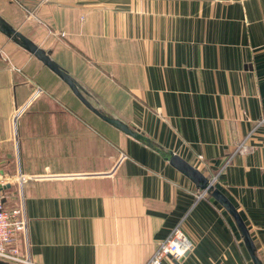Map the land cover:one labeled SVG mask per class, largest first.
Instances as JSON below:
<instances>
[{"label": "crops", "instance_id": "0c3cea01", "mask_svg": "<svg viewBox=\"0 0 264 264\" xmlns=\"http://www.w3.org/2000/svg\"><path fill=\"white\" fill-rule=\"evenodd\" d=\"M0 17L212 184L199 197L0 33V207L23 209L22 257L146 264L179 228L191 247L161 264H264V0H0Z\"/></svg>", "mask_w": 264, "mask_h": 264}, {"label": "water", "instance_id": "95a60500", "mask_svg": "<svg viewBox=\"0 0 264 264\" xmlns=\"http://www.w3.org/2000/svg\"><path fill=\"white\" fill-rule=\"evenodd\" d=\"M0 33L4 35L8 40L15 43L18 47L22 48L24 51L32 55L35 59H37L44 67L50 70L53 74H55L71 91V93L78 99V101L91 113H93L96 117L119 131L121 134H125L135 141H139L150 149L157 151L165 160H168L170 164L174 167L180 169L185 175L189 176L192 180L198 184V186L203 190L209 191L212 186L207 182L206 179H202V182H199L197 178H200V175L197 171L192 168L189 164L184 163L178 157L173 156L170 152H163L161 149L157 148L153 143L142 135L139 132L133 130L130 126L125 124L118 119L112 118L101 113L98 109H96L87 99V94L84 90L76 83V81L70 77L56 62H54L48 52L40 49L37 45L31 42L28 38L22 35L17 29L10 26L6 21H4L0 17ZM3 186L0 185V189Z\"/></svg>", "mask_w": 264, "mask_h": 264}, {"label": "built area", "instance_id": "2783aa9c", "mask_svg": "<svg viewBox=\"0 0 264 264\" xmlns=\"http://www.w3.org/2000/svg\"><path fill=\"white\" fill-rule=\"evenodd\" d=\"M39 94H42V90L36 87L33 99ZM29 103H26V105L14 111L12 116L14 123L15 120L24 113ZM259 124L264 130V117L261 118ZM210 186H212V184H210ZM206 192V189L203 190V192L199 194V197H203ZM19 232H26V218L23 209L17 208L11 212H7L2 211L0 207V260L15 264H35L30 260L29 256L22 257L15 247V236ZM158 244L159 245L146 264H161L165 258L179 262L181 258L188 253L191 247V244L187 241L179 228H175L165 240Z\"/></svg>", "mask_w": 264, "mask_h": 264}]
</instances>
